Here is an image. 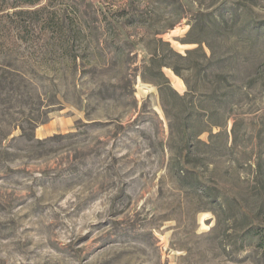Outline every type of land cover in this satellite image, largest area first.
<instances>
[{
	"label": "rangeland",
	"instance_id": "rangeland-1",
	"mask_svg": "<svg viewBox=\"0 0 264 264\" xmlns=\"http://www.w3.org/2000/svg\"><path fill=\"white\" fill-rule=\"evenodd\" d=\"M256 226L264 0L0 2V264H264Z\"/></svg>",
	"mask_w": 264,
	"mask_h": 264
},
{
	"label": "trees",
	"instance_id": "trees-1",
	"mask_svg": "<svg viewBox=\"0 0 264 264\" xmlns=\"http://www.w3.org/2000/svg\"><path fill=\"white\" fill-rule=\"evenodd\" d=\"M0 2H3V0H0ZM12 7H15V5H12ZM6 8H7V7H6ZM57 32L61 33V27H59V28L57 29ZM30 126L33 127V125H30ZM30 128H31V127H30ZM20 129H21V134H20V136L25 137L27 140H28V139H31V133L26 134L25 129H24L23 126H20ZM32 137H33V133H32ZM182 151H184V155H185V153H186V151H187L186 146H184V147L182 148ZM256 229H257L256 232H257V234H258L259 244H261V245L263 246V248H264V226H256Z\"/></svg>",
	"mask_w": 264,
	"mask_h": 264
}]
</instances>
